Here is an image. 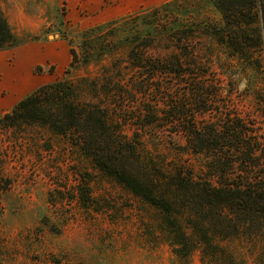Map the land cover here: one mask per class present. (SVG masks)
<instances>
[{"label":"trees","instance_id":"obj_1","mask_svg":"<svg viewBox=\"0 0 264 264\" xmlns=\"http://www.w3.org/2000/svg\"><path fill=\"white\" fill-rule=\"evenodd\" d=\"M210 3L218 23L200 20L189 0H170L82 31L80 53L70 47L69 68L107 56L110 66L77 83L62 78L40 86L5 113L0 126L38 128L65 139L100 174L162 214L183 264L195 251L200 264H247L219 244L240 235L260 239L261 253L250 256L264 264V121L258 125L253 114L235 109L230 94L237 92V73L223 74L227 66L240 77L250 72L258 86L248 84L247 91L264 95V0ZM18 44L0 12V50ZM221 55L228 89L221 78H209ZM161 94V101L149 99ZM138 99V110L125 117V103ZM206 113L208 120L198 118ZM160 126L167 128L175 159L160 154L155 146L163 140L147 134ZM184 155L203 159L199 172ZM74 181V199L88 209L89 181Z\"/></svg>","mask_w":264,"mask_h":264},{"label":"rangeland","instance_id":"obj_2","mask_svg":"<svg viewBox=\"0 0 264 264\" xmlns=\"http://www.w3.org/2000/svg\"><path fill=\"white\" fill-rule=\"evenodd\" d=\"M168 1L0 0V12L19 41L11 49L0 50V118L42 85L62 78L77 83L80 77L94 78L110 66L113 57L107 56L98 64L69 68L70 47L80 53L77 45L82 31ZM189 1L199 8L200 20L219 22L210 0ZM222 63L226 67L225 55L210 65L209 78H221L228 89L229 82L221 75L225 70ZM226 69L223 74L238 76L237 92L230 94L235 109L250 112L258 125L262 124L264 95L246 88L248 84L249 88L258 86L254 75L247 72L246 77H240L238 70ZM163 81L172 79L165 76ZM158 97L149 99L161 101L166 96ZM139 105L140 99L125 103L124 111H130L125 117ZM201 117L208 120L211 115ZM127 133L131 135V130ZM147 134L162 139L155 149L168 160L175 159L166 127L151 128ZM182 160L192 163L195 171L202 168L200 157L184 155ZM79 177L89 181L92 199L88 209L74 199V179ZM163 221L157 209L100 174L68 147L65 139L38 128L11 132L0 126V264L187 263L173 253ZM248 238L240 235L219 244L243 255L247 264H254L250 255L261 253V241L250 242ZM189 260L190 264H200L198 251Z\"/></svg>","mask_w":264,"mask_h":264}]
</instances>
